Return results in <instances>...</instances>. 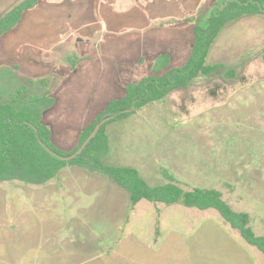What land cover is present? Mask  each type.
I'll return each instance as SVG.
<instances>
[{
    "label": "rangeland",
    "instance_id": "374dc122",
    "mask_svg": "<svg viewBox=\"0 0 264 264\" xmlns=\"http://www.w3.org/2000/svg\"><path fill=\"white\" fill-rule=\"evenodd\" d=\"M23 1L0 0V18ZM220 1L204 2L199 11L204 15L215 10ZM109 3L119 9L127 5L126 0ZM110 13L113 9L103 15L107 23L97 14L89 26L95 28L100 23L105 35L113 38L111 42L67 34L59 46L35 47V34L55 18L51 13L39 16L26 28L19 23L0 37V102H8L22 87L28 89L24 97L49 92L55 103L45 112L44 121L55 145L65 152L76 148L82 132L109 101L124 95L127 85L157 74L161 57L169 55L170 68L180 67L192 49L196 17H187L184 23L170 20L155 25L158 36L165 32L164 39L155 40L154 50L146 46L136 50L131 45V40H136L130 38L133 32L111 29ZM175 36L182 39V47ZM218 37L207 62L225 68L199 76L188 88L175 90L110 123L106 127L109 153L103 163L135 168L151 186L166 184V171L185 190L216 189L235 211L250 215L253 231L261 236L264 22L246 17L226 25ZM173 43L180 49H173ZM231 69L236 72L234 78L228 74ZM213 91L216 96H212ZM69 171L86 175L69 180L65 178L71 175ZM86 177L97 180L89 185L82 181ZM117 190L126 193L103 175L71 166L40 186L0 182V264H36L54 251L85 243L114 247L129 234L162 250L165 264L264 262V254L248 244L215 209L143 200L131 205L118 227L117 217L110 215L118 202Z\"/></svg>",
    "mask_w": 264,
    "mask_h": 264
},
{
    "label": "trees",
    "instance_id": "16d2710c",
    "mask_svg": "<svg viewBox=\"0 0 264 264\" xmlns=\"http://www.w3.org/2000/svg\"><path fill=\"white\" fill-rule=\"evenodd\" d=\"M40 1L24 0L2 16L0 37L17 26L23 14ZM199 12L198 21L193 28L192 49L186 62L180 67L170 68L169 56L161 57L156 67L157 74L127 85L124 95L110 101L95 121L82 132L79 144L71 152L60 150L55 145L52 131L44 121L45 112L55 103L49 92L24 97L28 89L22 87L8 102H0V182L18 181L40 186L56 178L62 169L68 166L78 167L112 180L129 194L133 207L146 200L165 205L181 203L198 210L215 209L248 244L264 254V235H256L251 227L250 215L235 211L224 200L220 191L207 188L185 190L166 171L163 175L167 183L151 186L135 168L103 163L104 157L109 153L106 127L164 99L175 90L188 88L199 76H209L224 69L220 64H208L211 47L229 22L245 15H264V0H222L215 10L204 15L202 11ZM228 74L233 78L236 76L232 69L228 70ZM211 94L216 96L214 91ZM107 117L112 118L101 127L79 156L66 161L54 155L68 157L74 154L95 126Z\"/></svg>",
    "mask_w": 264,
    "mask_h": 264
},
{
    "label": "crops",
    "instance_id": "0c3cea01",
    "mask_svg": "<svg viewBox=\"0 0 264 264\" xmlns=\"http://www.w3.org/2000/svg\"><path fill=\"white\" fill-rule=\"evenodd\" d=\"M76 1H79V3H72ZM109 1L111 2V0H41L34 8L27 10L32 13L25 14L26 11L23 14L20 26L26 28L34 19L43 15L45 17L47 13H51L52 17H55L49 27H44L35 34L33 45L35 47L39 46V48L47 45H51V48L59 46L65 42V36L67 34L72 35V37H80V39L84 40L103 39L111 42L113 38L105 35L103 32L104 29L100 27V23L95 28H90L89 21L93 19L92 17L97 16V14L103 17L104 14H107V9L108 13L109 9H113L114 13H110V15H113L111 16L113 21L111 20L109 22L114 24L111 29L119 31L122 28L133 32L134 35L130 38H135L136 40H131L134 43V45H131L136 50L145 46L154 50L157 48L155 40H163L165 34L164 32L158 36L155 33V25L169 23L171 22L170 20H173L172 22L184 23L187 17H198L197 12L201 9L204 2L210 1V4L219 2V0H126L127 5L119 9L116 5H112L111 7ZM107 3L109 4L107 5ZM54 10H56L55 15ZM245 16L249 19L257 18L260 22H264V15L261 14ZM103 18L107 23L106 16ZM245 18L242 16L231 22L245 20ZM120 25L122 27H118ZM144 28H148L149 31L145 33ZM111 29L109 31H113ZM174 40L178 44L180 43L181 47L183 46L182 39L179 36H175ZM177 43H173V49H180ZM113 46L116 47L117 44L113 43ZM163 46L166 45L163 44ZM27 48L29 49L26 46L25 50H28ZM68 173L71 175L65 178L69 180L86 175L78 171H69ZM94 178L86 177L82 181L92 185L97 180ZM126 193L117 190L118 202L116 203V207H113L112 211H110V215L115 218L117 217L118 227H121V222L124 220L127 210L131 208L130 196L128 193L126 195ZM162 254L163 251L157 248L155 249L151 242L140 239L134 234H129L125 240L120 241L114 247L104 246L100 248L98 245L85 243L71 250L61 248L54 251L51 256L39 259L36 264H165V257ZM245 258L246 261H250L248 256H245Z\"/></svg>",
    "mask_w": 264,
    "mask_h": 264
},
{
    "label": "water",
    "instance_id": "95a60500",
    "mask_svg": "<svg viewBox=\"0 0 264 264\" xmlns=\"http://www.w3.org/2000/svg\"><path fill=\"white\" fill-rule=\"evenodd\" d=\"M112 117H107L102 119L94 128V130L92 131V133L90 134V136L86 139V141L83 143V145L72 155L68 156V157H63V156H59L57 154H54L55 156L59 157L60 159L66 160V161H70L74 158H76L77 156H79L83 150L87 147V145L89 144V142L97 135V133L99 132V130L101 129V127L108 121L110 120Z\"/></svg>",
    "mask_w": 264,
    "mask_h": 264
}]
</instances>
